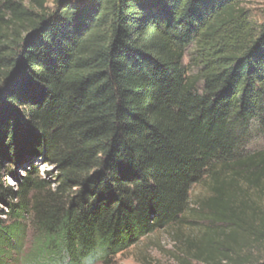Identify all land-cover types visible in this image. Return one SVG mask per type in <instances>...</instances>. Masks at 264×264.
<instances>
[{"label":"trees","instance_id":"16d2710c","mask_svg":"<svg viewBox=\"0 0 264 264\" xmlns=\"http://www.w3.org/2000/svg\"><path fill=\"white\" fill-rule=\"evenodd\" d=\"M260 20L247 0H0V264H111L203 183L195 260L264 264L239 254L264 207L256 230L237 203L264 199Z\"/></svg>","mask_w":264,"mask_h":264},{"label":"rangeland","instance_id":"374dc122","mask_svg":"<svg viewBox=\"0 0 264 264\" xmlns=\"http://www.w3.org/2000/svg\"><path fill=\"white\" fill-rule=\"evenodd\" d=\"M48 1L52 5L54 0ZM247 7L253 11L255 16H260V23L264 21V0H247ZM37 166L43 179L52 181L56 178L55 168L40 162L37 163ZM7 182L11 186L15 184L10 179H7ZM242 188L248 192L244 195L241 194L237 203L240 206L241 202H246L250 208L245 209L246 219L253 216L254 211L258 213V220H255L256 230H258L260 229V204L264 207V199L260 198L259 192L249 188L245 183L242 184ZM211 196L206 183L196 185L191 194V210L183 217V221L179 225L158 230L143 238L134 247L113 259L111 264H204L197 262L194 256L197 254L196 246L206 240L211 225L209 220L204 217L205 211L202 208L203 202ZM213 228L223 232V234L218 232L215 237L216 242L219 243L225 241L226 237L232 233V229L227 224L218 223ZM37 236V232L29 227L25 245L26 253L33 251ZM252 239L250 245L242 247L239 254L245 256L251 253L257 259H261L264 255V239L261 243ZM248 247L251 248L248 250ZM237 254H233V258H236ZM94 264L104 263L95 262Z\"/></svg>","mask_w":264,"mask_h":264}]
</instances>
